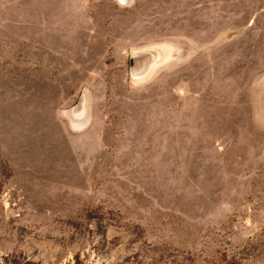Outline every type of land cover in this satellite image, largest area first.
<instances>
[{"label":"rangeland","instance_id":"rangeland-1","mask_svg":"<svg viewBox=\"0 0 264 264\" xmlns=\"http://www.w3.org/2000/svg\"><path fill=\"white\" fill-rule=\"evenodd\" d=\"M0 264H264V0H0Z\"/></svg>","mask_w":264,"mask_h":264}]
</instances>
